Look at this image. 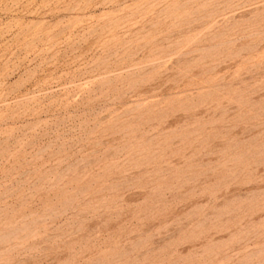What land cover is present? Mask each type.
<instances>
[{
    "label": "rangeland",
    "instance_id": "obj_1",
    "mask_svg": "<svg viewBox=\"0 0 264 264\" xmlns=\"http://www.w3.org/2000/svg\"><path fill=\"white\" fill-rule=\"evenodd\" d=\"M0 264H264V0H0Z\"/></svg>",
    "mask_w": 264,
    "mask_h": 264
}]
</instances>
